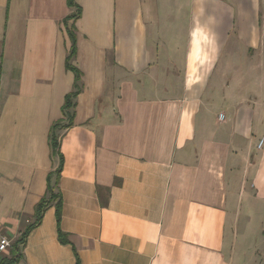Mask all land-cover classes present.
<instances>
[{"label": "crops", "instance_id": "1", "mask_svg": "<svg viewBox=\"0 0 264 264\" xmlns=\"http://www.w3.org/2000/svg\"><path fill=\"white\" fill-rule=\"evenodd\" d=\"M74 1L66 24L68 0H0V238L34 221L72 118L71 245L53 204L17 264H264V0Z\"/></svg>", "mask_w": 264, "mask_h": 264}, {"label": "trees", "instance_id": "2", "mask_svg": "<svg viewBox=\"0 0 264 264\" xmlns=\"http://www.w3.org/2000/svg\"><path fill=\"white\" fill-rule=\"evenodd\" d=\"M68 6H69V8H76L77 11L73 15H71L69 18H67V20H65L66 24L70 20L77 21L81 17V8L76 5L74 0H68ZM68 33H69V37H70L72 46H71V50L69 52V55L67 57V65L66 66H67V68L72 69L73 67L70 65V61L75 57L76 52H77V41H76V35H75V27L69 28ZM77 95H78V90L75 87V90L71 94H69L65 99V105L63 108V112H66L67 110L72 108V106H73L72 102L77 97ZM71 125H72V118H71L69 124L65 127L61 126V124H59V123L53 125V128L51 130V147H52L54 155H56V154L60 155V165L55 172V174H56L55 184L54 185L51 184L52 176L50 175L48 178L47 196L45 198H43L39 202V204L37 205V208L35 211L34 221L28 225V227L21 234L19 239L13 244L12 249H11L12 254H13L12 258L11 259H3L1 261V264H17L22 259V253L20 250V246L23 247L25 245L26 239H27L28 235L30 234V232L42 222V219H43L45 212L53 204L55 205V209H56V221H57V227H58L59 241L63 245H71V242L69 240L68 235L64 234L60 228V224H61V220H62L63 202H62L61 194H59V192H58L59 179H60L61 174H62L63 162H64L63 156L60 153V138H59L58 132L60 130H63L64 128L67 129ZM75 255L77 258V264H81L76 251H75Z\"/></svg>", "mask_w": 264, "mask_h": 264}, {"label": "built area", "instance_id": "3", "mask_svg": "<svg viewBox=\"0 0 264 264\" xmlns=\"http://www.w3.org/2000/svg\"><path fill=\"white\" fill-rule=\"evenodd\" d=\"M219 120L223 121L225 120V116L223 114L219 115ZM264 145V138L260 140L259 144H258V148H262ZM14 242L6 237V236H1L0 238V253L6 252L10 249H12Z\"/></svg>", "mask_w": 264, "mask_h": 264}, {"label": "rangeland", "instance_id": "4", "mask_svg": "<svg viewBox=\"0 0 264 264\" xmlns=\"http://www.w3.org/2000/svg\"><path fill=\"white\" fill-rule=\"evenodd\" d=\"M198 84H199V87H202L203 86V81H199ZM241 212H242L241 213V220L244 221V223H246L247 219H245V218L248 215V211L246 209L245 203H243V206L241 208ZM239 245L241 247H244L245 246V242H239Z\"/></svg>", "mask_w": 264, "mask_h": 264}]
</instances>
